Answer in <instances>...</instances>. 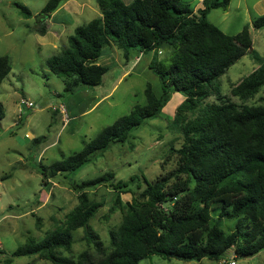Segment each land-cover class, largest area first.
I'll return each instance as SVG.
<instances>
[{
  "label": "trees",
  "instance_id": "16d2710c",
  "mask_svg": "<svg viewBox=\"0 0 264 264\" xmlns=\"http://www.w3.org/2000/svg\"><path fill=\"white\" fill-rule=\"evenodd\" d=\"M231 1L203 0V6L194 10L181 0H97L101 15L77 27L68 38L69 46L48 60L51 72L65 80L64 91L100 86L109 68L98 61L107 46L115 45L126 57L131 50L155 52L150 67L159 78L162 93L158 97L148 84L146 104L136 105L80 152L41 173L48 178L76 173L99 152L127 141L145 120L158 117L172 94L180 92L186 96L177 113L183 143L172 148L168 157L175 156L177 166L152 184L146 181L143 190L136 176L114 184L113 172L72 183V189L80 193L79 204L64 224L41 241L28 240L3 264L26 256L52 264H140L154 255L187 262L220 261L231 251L239 257H252L264 250V96L260 104L248 105L264 87V63L233 87L232 97L240 103L220 96L199 111L200 104L214 94L213 82L253 48L248 27L229 36L208 20L212 10H227ZM64 2L48 0L36 32L46 35L43 19L51 18ZM16 6L23 16L32 17L27 7ZM254 27L264 28V15L254 20ZM165 47L172 48L168 61L158 57ZM11 70L10 58L0 57V86ZM4 117L0 102V119ZM108 183L133 196L129 203H123L120 195L116 199L113 211L120 209L124 217L118 229L110 230L111 251L106 253L90 224L103 205L90 199L88 190ZM212 203L223 206L220 220H238L233 233H225L219 223L211 225ZM80 229L86 243L101 256L98 261L88 250L77 259L60 254V250L72 248L74 232Z\"/></svg>",
  "mask_w": 264,
  "mask_h": 264
},
{
  "label": "rangeland",
  "instance_id": "374dc122",
  "mask_svg": "<svg viewBox=\"0 0 264 264\" xmlns=\"http://www.w3.org/2000/svg\"><path fill=\"white\" fill-rule=\"evenodd\" d=\"M124 1L131 3L134 0ZM181 1L192 9L202 4L201 0ZM47 2L0 0V57L8 56L12 67L0 86V102L5 110V117L0 119V250L4 253L0 255V264L28 240L41 241L48 232L64 224L67 215L79 204L80 193L72 189V183L113 172L114 184L136 176L143 190L146 181L152 184L176 168L175 156L168 157L172 148L178 149L183 143L177 113L186 96L175 92L158 117L145 120L131 131L127 141L99 152L76 173L54 178L42 175L44 168L80 152L87 142L129 114L136 105L146 104L144 92L148 84L158 97L162 93L159 78L150 67L155 52L145 53L140 62L133 65L126 61L122 49L115 48L114 52L109 46L107 52L112 53V57L101 63L109 68L102 84L95 88L80 87L73 93L65 92V80L51 72L48 60L69 46L68 38L77 27L101 13L97 0H65L51 18L45 16L43 22L51 32L41 35L35 28L42 23L39 18ZM16 4L27 7L32 17L23 16ZM262 15L264 0H232L227 10L215 9L209 13L208 20L226 35L235 36L248 27L253 48L213 82L214 94L200 104L199 111L219 101L220 96L240 103L232 97L233 87L264 63V28L254 27V20ZM54 33H59L61 39L54 38ZM130 52L132 56L138 54L136 50ZM171 56L172 48L165 47L158 57L168 61ZM128 70V75L120 81ZM263 96L264 87L248 101V105L260 104ZM22 100L33 102L35 107L20 114ZM60 105L68 111L69 125L55 110ZM186 117L189 118V114ZM112 186L108 183L88 190L90 199L103 205L90 224L100 235L106 253L111 251L109 232L118 229L124 217L120 209L113 211L116 199L120 195L123 203H129L133 196ZM222 207L220 203L211 204V225L219 223L225 233H233L238 220H220ZM74 238L72 248L60 250L61 255L77 259L88 250L94 261L101 258L84 240L83 229L75 231ZM232 259L236 264H264V250L252 257H239L231 251L220 261L206 258L200 262L154 255L140 264H228ZM11 264L52 263L38 256H26L14 257Z\"/></svg>",
  "mask_w": 264,
  "mask_h": 264
},
{
  "label": "crops",
  "instance_id": "0c3cea01",
  "mask_svg": "<svg viewBox=\"0 0 264 264\" xmlns=\"http://www.w3.org/2000/svg\"><path fill=\"white\" fill-rule=\"evenodd\" d=\"M201 1L203 2V0H201ZM63 5H64V4H63ZM63 5H62V6H63ZM201 5H202V4H200V5H198L197 7H195L194 10L199 9V8L201 7ZM62 6H61V7H62ZM61 7H60V8H61ZM60 8H59V9H60ZM59 9H58V10H59ZM58 25H61V23L58 24ZM50 32H51V31H50ZM50 32L47 31L46 35H47V34H50ZM52 36H53L54 38L57 37V39L59 38L58 40L61 39V37H60L61 35H60L59 33H54V34H52ZM53 37H52V38H53ZM57 42H58V41H57ZM57 42H53V43L56 44ZM107 47H108V46H107ZM107 47L105 48V50H104V52H103V56H102V57L100 58V60L98 61V64H100V65H102L103 62H106L107 60H109V59L112 57V53L107 52V49H108ZM109 47H112V49H114V52H115V48L117 49V47H116L115 45H110ZM136 52H137L138 54H136V55H134V56H132V55H131V52H129V53H128V57L125 56V52H124V56H125V58H126V61H127L129 64H133V65H134L135 63L140 62L142 56L145 55V53L139 52V51H137V50H136ZM104 56H106V57H104ZM103 57H104V58H103ZM102 58H103V59H102ZM132 58H133V59H132ZM134 59H135V61H134V63H133V60H134ZM101 63H102V64H101ZM103 66H104V65H103ZM129 72H130V70L126 71V72L120 77V81H121L122 79H124V77H126V76L128 75ZM71 119H72V118H71ZM70 123H71V121H70L69 123H66V124L69 125ZM64 125H65V124H64Z\"/></svg>",
  "mask_w": 264,
  "mask_h": 264
},
{
  "label": "built area",
  "instance_id": "2783aa9c",
  "mask_svg": "<svg viewBox=\"0 0 264 264\" xmlns=\"http://www.w3.org/2000/svg\"><path fill=\"white\" fill-rule=\"evenodd\" d=\"M35 107V104L33 102H30V101H25V100H22L20 105H19V113H24L25 110H31ZM55 110H58V112L62 115V119L64 120L65 123H68L69 122V114H68V111L66 109V107L64 105H60L57 108H55ZM228 264H236L235 260H231Z\"/></svg>",
  "mask_w": 264,
  "mask_h": 264
}]
</instances>
